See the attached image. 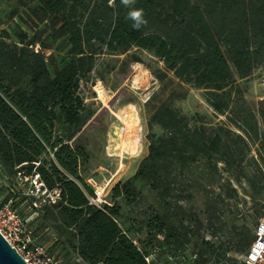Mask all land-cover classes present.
Masks as SVG:
<instances>
[{
  "label": "trees",
  "instance_id": "1",
  "mask_svg": "<svg viewBox=\"0 0 264 264\" xmlns=\"http://www.w3.org/2000/svg\"><path fill=\"white\" fill-rule=\"evenodd\" d=\"M29 1L36 24L46 23L49 33L42 38L38 29L32 37L21 31L14 42L7 31L0 33V166L8 176L38 173L48 190L59 191L56 202L39 208L30 196L22 197L38 212L29 221L30 227L40 222L33 232L52 227L57 237L49 250L54 254L61 247L70 254L73 249L80 260L76 264H151L149 253L119 222L116 202L123 196L132 203L134 181L141 180L157 197L147 223L152 238L162 237V244L175 250L184 246L191 232L185 202L202 193L207 227L217 239L201 237V263L241 264L238 256L249 250L254 231L237 222L228 228L222 221L226 199L237 197L223 172L236 171L237 181L256 184L243 162L251 143L262 139L242 84L264 64V0H135L130 7L121 0L111 6L109 0ZM130 8L144 10L146 26L133 28ZM57 40L69 48L52 71L53 59L45 50ZM134 47L159 58L181 83L203 89L215 114L226 116L240 132L225 124L193 122L168 102L177 96L171 92L148 118L147 153L137 170L114 185L112 203L97 206L89 200L93 187L80 174L89 153L78 134L93 116L81 82L101 56L126 54Z\"/></svg>",
  "mask_w": 264,
  "mask_h": 264
},
{
  "label": "rangeland",
  "instance_id": "2",
  "mask_svg": "<svg viewBox=\"0 0 264 264\" xmlns=\"http://www.w3.org/2000/svg\"><path fill=\"white\" fill-rule=\"evenodd\" d=\"M28 5L34 4L29 0H0V33L7 31L10 42L16 41V35L21 31H26L32 37L38 29L42 38L48 37L46 23L37 25ZM49 43L51 49L45 51L50 52L53 59H49L53 71L56 67L54 61L58 63L62 60L69 47L64 40ZM242 85L245 87L244 103L255 113L262 139L251 143V151L243 162L246 173L254 177L256 184L253 186L244 178L241 182L237 181L236 171L232 175L223 172L224 177H230L232 186L237 189V197L226 199L221 219L228 228L237 222L247 225L253 232L264 211V64L257 67ZM173 91H176L177 96L168 100ZM80 92L93 111V116L78 134V140L89 153V160L80 167V174L91 187L110 181L105 196L109 203L114 201V185L132 177L140 160L146 155L147 134L150 131L147 121L154 108L163 101L168 100L177 110L192 118L193 122L205 123L208 127L225 124L232 131L240 132L226 116L215 114L204 98L203 89L181 83L159 58L137 47L126 54L98 58L95 69L82 80ZM153 131L161 132L158 127H154ZM220 168L223 171L222 164ZM134 183L137 194L132 203H128L123 196L116 199L121 208L119 222L135 243L149 253L148 261L151 264H203L198 257L197 246L201 237L214 241L217 239L211 236L207 227L208 214L203 194L198 193L195 199L185 202L183 215L191 230L190 240L175 250L162 244V237L155 239L150 236L147 223L157 208L156 193L145 181L135 180ZM28 187L27 182L20 181L16 176H8L0 166V197L4 201L12 198L22 218L35 216L29 202L22 198L26 196ZM31 225L32 229H36L40 227V222ZM34 234L48 248L57 237L52 227L40 228ZM53 252L63 264L80 261L73 249L70 254H66L61 247ZM229 255H233V252ZM243 256H238L240 262ZM207 264H213V260Z\"/></svg>",
  "mask_w": 264,
  "mask_h": 264
},
{
  "label": "built area",
  "instance_id": "3",
  "mask_svg": "<svg viewBox=\"0 0 264 264\" xmlns=\"http://www.w3.org/2000/svg\"><path fill=\"white\" fill-rule=\"evenodd\" d=\"M16 178L29 184L25 194L33 199L34 207L39 208L44 202L54 203L59 198V191L48 190L38 173L27 175L23 171H18ZM109 185L110 181L104 185L93 186L94 194L89 197L90 203L97 206L110 204L105 199ZM37 214L38 212L35 211L34 215ZM30 218L21 217L13 207L12 198L4 201L0 197V233L24 261L27 264H61L49 248L39 242L29 225ZM241 264H264V211L255 226L254 239L249 250L244 254Z\"/></svg>",
  "mask_w": 264,
  "mask_h": 264
},
{
  "label": "water",
  "instance_id": "4",
  "mask_svg": "<svg viewBox=\"0 0 264 264\" xmlns=\"http://www.w3.org/2000/svg\"><path fill=\"white\" fill-rule=\"evenodd\" d=\"M0 264H27L0 233Z\"/></svg>",
  "mask_w": 264,
  "mask_h": 264
},
{
  "label": "clouds",
  "instance_id": "5",
  "mask_svg": "<svg viewBox=\"0 0 264 264\" xmlns=\"http://www.w3.org/2000/svg\"><path fill=\"white\" fill-rule=\"evenodd\" d=\"M115 0H109V5L114 4ZM121 3L125 7H130L135 3V0H121ZM127 19L133 22L132 26L135 29H140L142 26L147 25V19L145 18L144 10L137 8H130L127 13Z\"/></svg>",
  "mask_w": 264,
  "mask_h": 264
},
{
  "label": "crops",
  "instance_id": "6",
  "mask_svg": "<svg viewBox=\"0 0 264 264\" xmlns=\"http://www.w3.org/2000/svg\"><path fill=\"white\" fill-rule=\"evenodd\" d=\"M138 118H139V116H138ZM139 120V119H138Z\"/></svg>",
  "mask_w": 264,
  "mask_h": 264
}]
</instances>
